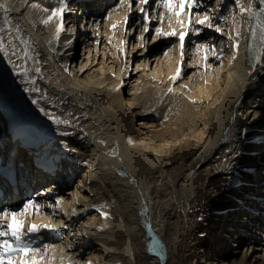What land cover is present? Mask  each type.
<instances>
[{
  "label": "bare ground",
  "instance_id": "bare-ground-1",
  "mask_svg": "<svg viewBox=\"0 0 264 264\" xmlns=\"http://www.w3.org/2000/svg\"><path fill=\"white\" fill-rule=\"evenodd\" d=\"M223 1L208 13L221 31L209 28L206 47L181 60L175 49L159 54L152 33L99 14L100 0H65L59 39V21L43 23L58 0H0L3 61L23 100L8 78L0 83L26 104L17 112L0 97V125L27 120L44 153L49 138L54 145L36 169L19 155L24 182L43 191L38 202L48 200L64 229L42 232L52 245L39 248L45 264H264V63L257 69L245 51L253 19ZM194 229L201 237L185 255Z\"/></svg>",
  "mask_w": 264,
  "mask_h": 264
},
{
  "label": "snow or ice",
  "instance_id": "snow-or-ice-1",
  "mask_svg": "<svg viewBox=\"0 0 264 264\" xmlns=\"http://www.w3.org/2000/svg\"><path fill=\"white\" fill-rule=\"evenodd\" d=\"M123 2V0H122ZM151 2H155V0H140V11L143 16L144 21V31L147 33L150 30V21H149V13L146 11L145 6L149 5ZM163 8L168 11L170 15L176 18L177 23L180 25L182 31L179 33V44L181 48V60H183V49L185 46V39L189 33V29L191 26V17L195 15L197 19L195 20L196 25H205L208 28L215 27L216 32H220V27L214 25L213 18L207 14L205 11L203 14L199 12H194V9L198 7V0H160ZM236 6L240 8V12L243 14L247 12L249 14L250 19H254V23L251 26L250 30V39L260 41V46H258L255 50L251 42L248 46V58L249 61H255V64L264 63L261 60V56H264V0H261V7L259 11L256 12L253 10L252 3L250 2L247 8H244L241 4V0H235ZM32 7L36 8L39 7L37 4H33ZM129 10L133 7V4L128 5ZM187 9L189 13V21L185 22L180 20L181 12L184 9ZM45 12H51V14L47 17L46 20L43 21L45 25L51 23L53 20H58L59 23L56 24L55 27V38L59 39L62 32L66 31L65 28V13L68 11V4L65 3V0H58V7H53L51 9H43ZM161 20H163V16L161 15ZM5 22L8 23L7 18H5ZM125 23H127V17L125 18ZM115 28V25H113ZM2 31V29H0ZM19 28H17V32H19ZM198 32V29L196 30ZM257 31L259 35H257ZM157 36L166 35V36H176L175 30H170L168 32H163L160 28H156ZM237 38L239 37L240 33L237 32ZM232 39V37H229ZM11 43V41H9ZM70 43V41H69ZM121 47H123V41H121ZM199 47L204 48L206 46L200 45ZM237 45L233 44L234 55L233 59H235V49ZM0 53L7 55L5 50V44L2 38H0ZM24 56H28L27 48L24 50ZM207 59V56L204 57ZM67 70V69H66ZM36 73H40V68L37 67L35 69ZM19 75H24L27 79V73L25 72H18ZM181 74L180 67L176 68V75L170 77L171 80L175 81L179 79ZM37 91V89H33ZM169 91H172L170 88ZM35 103V101H33ZM52 122L57 125H68L69 121L65 119H61L60 117H51ZM64 135H69L70 133H63ZM131 142V141H129ZM112 156L117 155L115 149L111 152ZM61 201H57V205H59ZM104 205H101L103 208ZM30 211L39 212V206L35 204L34 201L28 200L22 205V208L19 210H9L7 208H0V219L7 220L6 227L0 226V264H45L44 255L41 254L39 248H34L33 244L35 243L32 239H26L23 233L24 229V220L22 217L26 216ZM101 215L107 219L105 213L101 212ZM47 229L49 231H55L50 225H38V224H30L27 227L28 234H36L40 232L41 228ZM45 249L52 247V245L45 244L43 246Z\"/></svg>",
  "mask_w": 264,
  "mask_h": 264
},
{
  "label": "rangeland",
  "instance_id": "rangeland-1",
  "mask_svg": "<svg viewBox=\"0 0 264 264\" xmlns=\"http://www.w3.org/2000/svg\"><path fill=\"white\" fill-rule=\"evenodd\" d=\"M76 26H77V27H81L80 25H76V24H75V27H76ZM101 36H102V34H101ZM101 46H102V44L99 45V48L97 47V50H96V51L100 50V49H101ZM244 64H245V63H244ZM245 66L247 67L246 64H245ZM255 67H256V68L258 67L257 69H261V68H262V66H259V65L255 66ZM132 68H133V66H132ZM247 68H248V67H247ZM250 69H253V66H252V65L250 66ZM255 70H256V69H255ZM255 70H254V71H255ZM249 73H251V72L249 71ZM224 220H225V217L222 219V221H224ZM260 225H261V224H260ZM260 225H259V226H260ZM259 229H260V228H259ZM261 230H262V229H261ZM199 234H200V231L198 232V231L195 230V229L193 230V234H192V235L189 234L187 240H188V242H189L190 247H189L188 249L186 248V250H185V252H184L185 255L192 253L193 250H195V249L197 248V245H196V244H198L199 238L201 237ZM255 235H256V234H255ZM193 236H194V238H193ZM195 237H196V239H195ZM197 237H198V239H197ZM190 240H191V241H190ZM205 242H206V245H207V241H205ZM192 244H193V245L195 244V247H194V248L192 247ZM243 250H244V249H243ZM204 251H205V253H206L205 256H206V255L208 256V254H209V253H208V248H207V249L204 248ZM241 252H242V251H241ZM202 254H203V253H202ZM240 255H242V254H240ZM240 255L237 257V259L240 257ZM256 255H257V257H262V255H263V250H262L261 253L256 254ZM207 256H206V257H207ZM227 261H229V260H227ZM227 261H225L224 264H227V263H228V264H232L231 261H230V262H227ZM192 262H193V261H192ZM207 262H208V261H207ZM207 262H206V264H208ZM215 263H216V262L214 261L213 264H215ZM219 264H221V263H219ZM257 264H262V261L259 260Z\"/></svg>",
  "mask_w": 264,
  "mask_h": 264
}]
</instances>
